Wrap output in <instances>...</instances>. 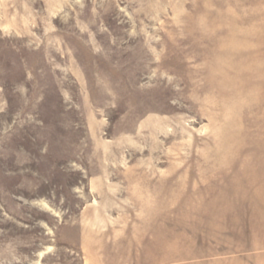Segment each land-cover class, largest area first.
Here are the masks:
<instances>
[{
    "label": "rangeland",
    "instance_id": "374dc122",
    "mask_svg": "<svg viewBox=\"0 0 264 264\" xmlns=\"http://www.w3.org/2000/svg\"><path fill=\"white\" fill-rule=\"evenodd\" d=\"M0 264H264V0H0Z\"/></svg>",
    "mask_w": 264,
    "mask_h": 264
}]
</instances>
